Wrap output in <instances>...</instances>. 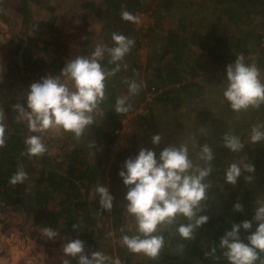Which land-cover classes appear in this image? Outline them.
Here are the masks:
<instances>
[{
  "label": "trees",
  "instance_id": "1",
  "mask_svg": "<svg viewBox=\"0 0 264 264\" xmlns=\"http://www.w3.org/2000/svg\"><path fill=\"white\" fill-rule=\"evenodd\" d=\"M151 1L153 0L17 1L20 10L19 20L24 25L23 31L19 34L14 31L12 38H7L8 42H10L7 48L4 47L5 40L0 41V51L5 48L6 52L18 55L21 49V64L18 59H15L6 65L5 71L2 75L0 74V91L4 92L3 106L0 109L5 114V144L0 147V230L5 227H12L15 222H19L22 230L21 233L17 234L18 243L24 237H27L25 225L27 227L30 226L32 231L36 229L38 232H43L44 228H53L58 222V227L64 236L82 240L88 250L86 252L97 251V248H95L96 240L103 234L107 228L105 226H108V224L107 222L106 224L104 222L98 223L99 221H104L103 219L99 220L98 204L94 207V210L89 207L90 185L88 184L100 177V183L104 184L106 182L110 187V194L114 196L116 193L115 186L118 185L121 179L117 175L118 171L121 169L124 160L136 155L138 150L132 152L127 149L118 151L114 162L108 169H105L99 163H89L86 156L81 153L82 149L75 148L73 156L69 160L66 156H60L58 151L60 145H67L71 139L78 140L79 143L86 145L87 137L85 134L81 137H76L73 133L62 130L60 132L56 130L47 135L30 132L27 120L17 108V105H20L25 111L28 110L26 95L24 94L23 97L18 98L15 94L13 91L14 79L20 80L26 72H29L40 76L56 75L60 76L61 80H64V77L60 74V69L68 59L75 58L77 52L72 51L73 54L68 57L65 52L62 53L59 50L60 47H58L59 49L52 48L47 51L50 43L49 37L61 31V25H56L55 23L56 21L58 22L59 18V12L54 10L57 6L68 3L69 11L77 7L84 18H88V15L93 16L95 22L100 24L103 36L101 34L97 36L95 33L91 36V33L86 31L83 39L79 40L77 46L80 47V51L78 52L86 50L82 53V56H90L97 44H104L106 47L115 46L111 40L113 32L122 34L134 41L130 52L126 54L132 55L138 50L140 39L135 35L133 22L122 19L121 12L128 11L133 15L136 9L143 10L149 7L152 3ZM155 1L157 5L168 8L175 4L176 0ZM177 1L184 2V0ZM195 1L197 3L196 6L208 3L211 5V10L217 12L207 28L213 40L208 51L212 62H217L226 57L229 49L235 50L234 53H243L248 50L246 48L248 44L247 35L252 31L242 30V33L240 32L238 35H229L227 31L231 24L241 23L243 25L254 15H258L262 23H264V0ZM14 12L12 10V13ZM15 17L16 15L11 20V23L16 30L14 25ZM7 24L11 27L10 22H7ZM189 24V26H193V22L190 21ZM91 25L93 26V24ZM154 28L155 23L149 24L143 34H149ZM0 31H3V29H0ZM193 33L195 34V41L200 36V33L197 30ZM255 39L254 42L258 44L259 34L257 31H255ZM87 40L91 45L89 44L90 46L85 49L86 44L84 42ZM196 44L199 45V41ZM69 50L76 49L74 47ZM192 52L191 47L189 48L187 45V36L179 30L170 29L159 40V43L149 51L143 64L134 57L131 60L128 59L125 65L126 55L121 61L117 62L119 70L114 76L106 79V99L99 106L102 108L100 118L106 120L107 125L109 124L110 127L104 130H97L103 139V143H101L102 149L107 150L109 148L115 137L114 129L119 125V120L117 119L119 114L115 112V102L119 96L116 95L114 89L122 82L128 87L126 81L135 80L138 83L142 81L143 87L140 88L135 96L139 100L144 99V94L150 89L151 85L157 83V87L161 89L160 82H170V86L164 87L157 92L155 100L159 103L170 101L172 106H175L177 95L173 96L174 93L190 89L192 85H196L198 88L201 87L198 83L199 81L195 79V75L199 71V64H202L203 59L202 61L199 59L198 52L195 54H192ZM191 55L196 58L193 60ZM121 63L123 64L120 65ZM101 64L106 71H110L117 66L116 63H109L107 54ZM155 73L157 75L153 77ZM185 76H189L192 79H185ZM260 79L264 82L263 73H260ZM225 102L228 104L227 101ZM250 108L247 109V114H249L248 121L239 120V117L231 121L230 126L236 128L244 125V129L241 130L240 134H235L226 124L219 123L216 116H210L209 120L213 125L216 123L221 125L223 130L221 134L214 135L215 131L210 129L212 125L209 122L205 123L204 131L208 135L216 137L213 145L216 151H214V158L211 161L212 172L205 181L210 184V187L207 190V199L202 202L205 209L199 213L207 215L209 219L206 224L194 230L191 240L181 238L176 232V227L179 224L189 223L186 218L179 217L175 225H168L165 229H159L158 227L156 233L164 237L165 245L168 240L167 236L170 234V245H166L163 248L165 251L163 252L164 258L160 261L161 264H229L222 255L223 250L219 247L220 236L225 229H230L233 222L239 223L245 219L250 220L254 214L251 207L256 208L257 204H264V165L259 166L258 162H255L259 153L264 154V142L254 145L249 141L251 128L257 124L264 125V121H261L260 117L255 119L254 124H251L250 120L252 118L250 116L253 114V110ZM237 113L241 116L246 113V110ZM18 114H21L24 118H20ZM94 114L95 112L92 115ZM225 125L226 127H224ZM226 133L238 136L244 144V149L239 152H233L226 148L223 142V136ZM30 135L41 136L46 146V152L43 155L29 156L26 154L25 139ZM61 138H63L62 141ZM59 143L60 145L58 146ZM90 145L92 146L93 144ZM251 146L254 149H249ZM255 147L259 150H256ZM147 148L151 149L150 147ZM252 150L254 152L251 153ZM252 156H254L253 160L251 159ZM237 157H242V159L240 158L241 160L239 161L235 160ZM233 162L238 163L242 168V175L238 178L235 186L225 181V170ZM249 162L255 166L253 173L243 171V165ZM21 165L27 173V179L23 183L10 184V177ZM197 166L205 167L206 164L201 162ZM260 167L262 168L258 172L257 169H260ZM105 172H107V175ZM256 173H259V176ZM247 175L254 176V180L250 183L246 181L244 177ZM28 178H31V181H28ZM84 180L88 182L87 185L83 183ZM230 189H236L237 195H231L233 191L229 192ZM56 194H60V196L58 197ZM229 195L230 198H228ZM49 200H56L57 208L46 209L45 207ZM237 200L243 205V212L233 211L232 206ZM37 205L39 209H35ZM6 211H11V216L8 219L3 214ZM16 212L19 213L17 214ZM102 213H108V211L102 210ZM73 224L77 225V229L72 228ZM117 225L118 223L116 222L115 226ZM254 228L255 224L253 225V230ZM121 233L122 236H132L136 235L137 232L130 227H125ZM246 235L247 233L241 230V238L243 239ZM213 247L216 248L214 253L211 252ZM15 251L16 249H14ZM117 252L120 260L122 259L125 264H154L146 261V258L132 259L131 257H124L126 250L123 246H119ZM205 253H209V255L206 256ZM22 254H24L23 251ZM39 257H43V250H39ZM111 259L115 261L113 258ZM72 264H76V261L72 260Z\"/></svg>",
  "mask_w": 264,
  "mask_h": 264
},
{
  "label": "clouds",
  "instance_id": "2",
  "mask_svg": "<svg viewBox=\"0 0 264 264\" xmlns=\"http://www.w3.org/2000/svg\"><path fill=\"white\" fill-rule=\"evenodd\" d=\"M122 19L136 22V17L128 11L121 12ZM113 47L97 44L90 56H76L68 59L60 69V76L45 75L32 82L26 94L27 111L17 105L27 120L28 129L33 133H44L50 129L73 133L76 137L83 136L94 124L93 113L106 99L105 81L119 70V64L134 45L131 38L113 32ZM109 63L117 66L106 71L101 64L105 55ZM2 70V66H0ZM226 86L223 96L231 110L240 112L248 108H258L264 104V82L260 79V70L253 64H246L242 55L237 56L233 63L226 66ZM131 94L139 92L143 82L126 81ZM131 105L127 97H119L115 102L117 114L127 113ZM5 114L0 109V147L5 144ZM203 133L204 130L202 129ZM161 134L151 136V143L159 145ZM249 141L251 144L264 142V125L257 124L251 128ZM224 146L233 152L244 149L240 138L232 134H224ZM26 154L40 156L46 152V146L39 135H30L25 139ZM198 156L206 164L205 167L194 166L189 158L185 145H165L159 154L148 148H140L136 155L124 160L117 175L127 189L124 194L125 210L136 222V235H123L121 244L132 253H143L150 259H156L164 246V237L155 234L160 225H175L179 217L186 218L189 223H181L176 232L185 240H191L196 228L208 222L207 215H201L205 208L202 204L207 199L210 187L206 178L211 174L213 151L204 143L199 146ZM243 171L253 173L252 163L243 165ZM242 175L238 163H231L225 170V181L235 186ZM249 183L254 176L244 177ZM27 179L23 166L10 177L9 183L16 185ZM95 192L99 197V205L104 211H111L114 197L108 187L98 184ZM233 211L243 212V205L237 200L232 206ZM255 228L253 230V225ZM77 229V225H72ZM241 230L247 235L242 239ZM58 231L46 227L43 237L55 240ZM62 253L66 257L62 264H119L100 251L86 252L85 244L78 238H63ZM219 247L223 257L229 264H264V204H257L252 218L239 223L233 222L230 229H225L219 238ZM213 247L211 252L214 253ZM209 255V253H205Z\"/></svg>",
  "mask_w": 264,
  "mask_h": 264
},
{
  "label": "rangeland",
  "instance_id": "3",
  "mask_svg": "<svg viewBox=\"0 0 264 264\" xmlns=\"http://www.w3.org/2000/svg\"><path fill=\"white\" fill-rule=\"evenodd\" d=\"M17 1L18 0H0V29H3V31H0V41L5 40V48H7L8 44L10 43L8 42L7 38H12V34L14 33V31H17V34L22 33L23 31L22 29L24 25L19 20L20 10ZM151 2L152 3L149 7L144 8L143 10L136 9L134 11L133 15L136 17V22H133L135 28L134 32L138 39H140V46L134 54L132 53V55H126V62L123 61L124 64L126 65L127 60H131V58L134 57H136L143 64L146 60L147 55L149 54V51L153 48V46L157 45L159 40L162 39L164 35H166V32L170 30V27H174L176 24L179 25L181 23V21L178 23L180 19L177 18L176 13L178 9H180V7H183L185 11L191 12L189 20L193 22V27L191 29L188 27L187 29L185 27L182 30V33L188 37L187 45L189 48L191 47V50H193L192 54L198 52L199 59L201 61L203 59L202 64H199V71L195 75V79L199 81L198 83L199 85H201V87L198 88V86L192 85L190 89H186L185 91L180 90L178 91V93H174L173 96L177 95V102L175 106H172L170 101H166L164 103H159L158 101H156V92L154 94V98L152 99V101H150V104L148 105V107L150 108L145 111L144 118L147 122V128L144 132L143 141L138 146H141L140 148L150 147L158 155L159 151L165 145H185L188 148L189 158L193 161L194 166H197L199 163L204 162L198 156V153L200 151L199 146L204 143H207L211 147L213 153H215L214 151L216 150L213 145L215 143L216 137L214 135L221 134L223 132L220 124L216 123L215 125H213L210 123V116H216L219 120V123L226 124L228 128H231V130L235 134H240L241 130L244 129V125H240V127L237 128L230 126L232 119H238L239 117V120L248 121L249 114H247V110L246 113L239 116L237 112L231 110L229 105L225 102L226 100L223 96V91L227 83L225 77L226 64L224 62L226 59H228V57L234 54L235 50L232 51L231 49H229L228 55L222 60H218L217 62L214 61L215 63L211 61L210 55H208V51L213 40L210 37L211 34H209V31L206 29L208 28L211 20H213L217 12L211 10L212 8L210 4L206 3L196 7L197 3L195 0H184V2L182 3L176 0L175 4L166 8L162 5H157L155 0ZM204 6L206 11L202 13L197 11V8ZM194 7L196 8V10ZM12 10H14L15 12L12 13ZM54 10L56 12H59L58 22L56 21L55 23L56 25H61V31L58 34H52L49 37L50 43L48 44L47 51L52 48L60 47V49H58L62 53L65 52L68 57L70 56V54H73L72 51L77 52L76 56H82V53H84L86 50H84L83 52H78L80 51V47H78L77 44L79 43V40L83 39V36L86 31L91 33V36L94 33L97 36L99 34L103 36L101 26L100 24L95 22L93 16L88 15V18H84L79 12V9H77V7H74L71 11H69L67 3L57 6ZM42 12L44 13V11ZM15 15L16 17L14 25L16 30L14 29V26L11 23V20L14 18ZM7 22H10L11 27L8 26ZM153 23H155V28L151 30L149 34L144 35L143 33L146 31V27L149 24ZM91 24H93V26ZM184 24L186 25L185 20L182 21V25ZM239 24H231L228 27L227 33L229 35L235 36L238 35L242 30L252 31L247 35L248 44L246 46V48H248L247 51L250 52V57L244 58V62L246 64L254 63L260 70V73H263L264 75V47H259V45L254 42L256 40L255 31H258L264 23H262L258 15H254L245 24ZM194 29H196L200 33V36L195 41V34L193 32L196 30ZM184 31L186 33H184ZM198 41L199 45L196 44V42ZM84 43L86 44L85 49H87V47L91 45L88 40ZM74 47L76 50H69L73 49ZM5 48H3V51H0V66H2V70H0L1 75L5 71L6 65L10 64L15 59H18L19 62V54L15 55L13 53H8L5 51ZM191 56L193 57V60L196 58L194 55ZM122 64L123 63H121L120 65ZM23 76V79H14L15 83L13 91L18 96V98L24 96L25 92L28 89V86L32 82L40 80V78L45 75L40 76L38 74L26 72ZM189 78L191 77L185 76V79ZM167 83L169 82H160L161 89L164 88ZM114 90L117 96L127 97V102L131 105V107L137 106L140 102L144 101V99L137 100L138 97H135L137 93L134 95L129 93L128 87L124 84V82L118 85ZM3 101L4 92L0 91V108L3 106ZM250 109L253 110V114L250 116L252 118L250 120L251 124H254L255 119L260 117L261 121H264V114H262L264 113V104L260 105L258 108ZM94 112L95 114L93 115V118L95 122L91 126V128L94 131L96 128L102 130L104 128L108 129L109 124L107 125V122H105L106 120L104 121L100 118V116L102 115V108L98 107V109ZM120 115L121 114H119L117 117L118 120ZM18 116L20 118H24L21 114H18ZM220 121H224L225 123ZM208 122L212 125L210 129L215 131L213 136L208 135V133H206L205 131L203 133L201 132L202 129L204 130L205 123ZM226 125L224 127H226ZM53 131L56 130L50 129L47 132L40 133V135H47L49 133H52ZM57 131L60 132L61 130ZM157 133L161 134V143L159 145H153L151 143V136ZM85 136L89 141L94 140L95 144L93 143L92 146H87L85 144L79 143L78 140L71 139L69 140V143L67 145H60V143L58 144V146L60 145V149L58 150L59 155L66 156L69 160L72 158L75 148L82 149L81 153L86 156L89 163H99L102 167L108 169L114 162L117 152L121 150L113 149L115 137L109 148L107 150H104L102 149L101 145V143H103V139L100 137V135H98V137L95 136V134H92L91 130L90 134L88 135L86 132ZM93 136L94 139H92ZM62 140L63 138H61V141ZM249 149L254 148L251 146ZM255 149L259 150L257 149V147H255ZM252 152L254 151L252 150L251 153ZM238 158L239 157H237V159L235 158V160L239 161L242 159V157H240L241 159ZM251 159L253 160L254 156H252ZM225 161L227 162V160ZM255 162H258L259 166H263L264 154L259 153ZM261 168L262 167H260V169H257V171L259 172ZM105 174L107 175V172H105ZM256 175L259 176V173H256ZM28 181H31V178H28ZM85 181L86 180H84L83 183L87 185L88 182ZM98 184H100V177L99 179L91 181V183L88 184L90 185L88 203L89 207L92 210H94V207L98 204L99 220H104L99 221L98 223L104 222L106 224L107 222L108 226H105V228H107L105 229L103 234L97 238L95 248H97V251L103 252L110 258L118 260L119 264H125L122 259L120 260L119 253L117 252L118 247L123 246L121 244V231L125 227H130L132 230L136 231V222L135 220H133L134 217L128 214L125 210L126 201L124 200V194L127 189L125 188L122 183V180L120 179L118 185L115 186L116 193L113 196V207L111 211H108V213H102L103 209H101L99 205V197L95 192V188ZM104 185L108 187V190L110 192L109 185L106 182H104ZM231 191H233L231 195H237L236 189H230L229 192ZM59 196L60 194L58 195V197ZM228 198H230V195ZM223 202H225V200H223ZM45 208H57L56 200H49ZM251 208L254 213L255 208ZM35 209H39V206L37 205ZM16 213L18 214L19 212ZM3 214L8 219L9 216H11V211H6ZM116 222L118 223L117 226H115ZM167 226L168 225H160L158 227L159 229H165ZM25 229L27 230V232H25L27 234V237H24L20 243H18L19 238L17 236V234L21 233L22 230L19 222H15V225H13L12 227H5L0 230V264H62L63 259H65V256L62 253L63 243L65 242L63 238L72 237L64 236L61 233L60 228L58 227V222L53 226V229L57 230L59 233L55 240H48L44 238L43 232H38L36 229L32 231L30 226L27 227L25 225ZM63 231L66 232V230L64 229ZM169 235L167 236L168 240L166 241V245H170ZM166 245L164 244L163 248L166 247ZM123 247L126 250V252L124 253L125 255H123L124 257L127 256L131 257L132 259L146 258V261L152 262L154 264H161L160 261L164 258L163 252L165 251V249L163 250V248L161 249L160 254L156 259H150L143 253H132L125 246ZM14 249H16L15 252ZM85 249L86 251H88L87 248ZM39 250H43L42 258L39 257ZM22 251L24 252V254H22Z\"/></svg>",
  "mask_w": 264,
  "mask_h": 264
},
{
  "label": "built area",
  "instance_id": "4",
  "mask_svg": "<svg viewBox=\"0 0 264 264\" xmlns=\"http://www.w3.org/2000/svg\"><path fill=\"white\" fill-rule=\"evenodd\" d=\"M259 34L258 45L264 47V24L257 31ZM242 55L244 58L250 57V52L234 53L232 56L225 60L226 66L233 63L237 56ZM160 90L156 85H151L150 89L145 92L144 101L140 102L137 106L131 107L127 113L119 116V126L115 129V141L113 149L122 151L127 149L129 152L139 150L140 145L144 138V132L147 128L145 121V111L148 109L150 101L154 98V94ZM117 147V148H115Z\"/></svg>",
  "mask_w": 264,
  "mask_h": 264
},
{
  "label": "crops",
  "instance_id": "5",
  "mask_svg": "<svg viewBox=\"0 0 264 264\" xmlns=\"http://www.w3.org/2000/svg\"><path fill=\"white\" fill-rule=\"evenodd\" d=\"M182 3V2H181ZM197 7V6H196ZM195 8V7H194ZM195 10H196V8H195ZM197 11L198 12H200V13H202V12H204V11H206V9H205V6L204 7H199V8H197ZM211 11V10H210ZM176 16H177V18L178 19H180L179 21H178V23L181 21V23L178 25V24H176L174 27H170V29H176L177 31L179 30L181 33H182V30L186 27L187 28V26H188V28H192L193 26H189L190 24H189V22H190V20H189V18H190V16H191V12L190 11H185V9L183 8V7H180V9H178V11H177V13H176ZM183 20H185V23H186V25L184 26V25H182V21ZM184 26V27H183ZM187 28V29H188ZM207 30V29H206ZM186 31V30H185ZM184 31V33H186ZM188 38V37H187ZM159 43V42H158ZM209 53V52H208ZM164 70V69H163ZM159 74H160V72L159 71H157ZM152 73H153V71H152ZM162 73H163V71H162ZM157 74L155 73L154 75H153V77H155ZM156 79L157 80H159L157 77H156ZM168 86H170V82L169 83H167L166 85H165V87H168ZM105 121V120H104ZM106 122V121H105ZM91 128V127H90ZM88 129V131H87V134L89 135L90 134V132H91V130H92V134H95V136H97L98 137V135H100V132L98 131L97 132V130H102V129H99V128H96L95 129V131L91 128V129ZM104 129H106V128H104ZM103 129V130H104ZM90 130V131H89ZM92 139H94V136H93V138ZM95 141L94 140H88V139H86V145H90V144H93ZM89 143V144H88Z\"/></svg>",
  "mask_w": 264,
  "mask_h": 264
},
{
  "label": "water",
  "instance_id": "6",
  "mask_svg": "<svg viewBox=\"0 0 264 264\" xmlns=\"http://www.w3.org/2000/svg\"><path fill=\"white\" fill-rule=\"evenodd\" d=\"M21 49H20V51H19V63L21 64V60H20V58H21Z\"/></svg>",
  "mask_w": 264,
  "mask_h": 264
}]
</instances>
